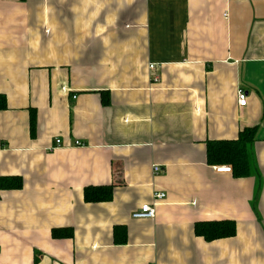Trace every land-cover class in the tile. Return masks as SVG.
Returning <instances> with one entry per match:
<instances>
[{"label":"crops","instance_id":"1","mask_svg":"<svg viewBox=\"0 0 264 264\" xmlns=\"http://www.w3.org/2000/svg\"><path fill=\"white\" fill-rule=\"evenodd\" d=\"M0 95V264H264V0H0ZM251 126L252 173L217 171Z\"/></svg>","mask_w":264,"mask_h":264},{"label":"trees","instance_id":"2","mask_svg":"<svg viewBox=\"0 0 264 264\" xmlns=\"http://www.w3.org/2000/svg\"><path fill=\"white\" fill-rule=\"evenodd\" d=\"M1 97V95H0ZM3 97V96H2ZM4 99V98H3ZM34 117V115L32 116ZM257 126L245 127L236 139L210 140L207 143V158L210 164L229 165L235 176H248L252 173L251 147L256 138ZM8 187H19L21 180L0 179ZM110 186H89L85 189L87 201H105L110 199ZM195 231L206 240L221 239L235 235L236 224L232 220L201 221L195 225ZM71 229H54L55 238L71 236Z\"/></svg>","mask_w":264,"mask_h":264},{"label":"built area","instance_id":"3","mask_svg":"<svg viewBox=\"0 0 264 264\" xmlns=\"http://www.w3.org/2000/svg\"><path fill=\"white\" fill-rule=\"evenodd\" d=\"M155 68V65H151V69ZM238 103L239 105H245L247 102V95L246 92L240 88L238 89ZM75 97V96H74ZM60 140H57V143H59ZM77 145H81V143L78 141L76 142ZM155 172L160 171V167L158 165H155L153 167ZM217 171L219 172H230L231 168L230 166H219L217 167ZM166 197V193L162 191H157L153 194L154 202L152 204L150 203H144L142 204L138 209L134 210L132 212L133 218H152L156 214V204L157 201H160Z\"/></svg>","mask_w":264,"mask_h":264}]
</instances>
